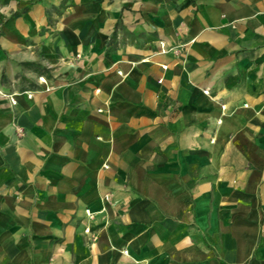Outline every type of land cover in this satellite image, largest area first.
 I'll return each mask as SVG.
<instances>
[{
	"label": "crops",
	"instance_id": "obj_1",
	"mask_svg": "<svg viewBox=\"0 0 264 264\" xmlns=\"http://www.w3.org/2000/svg\"><path fill=\"white\" fill-rule=\"evenodd\" d=\"M0 264H264V0H0Z\"/></svg>",
	"mask_w": 264,
	"mask_h": 264
},
{
	"label": "built area",
	"instance_id": "obj_2",
	"mask_svg": "<svg viewBox=\"0 0 264 264\" xmlns=\"http://www.w3.org/2000/svg\"><path fill=\"white\" fill-rule=\"evenodd\" d=\"M165 48V46H163Z\"/></svg>",
	"mask_w": 264,
	"mask_h": 264
}]
</instances>
